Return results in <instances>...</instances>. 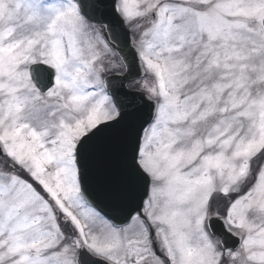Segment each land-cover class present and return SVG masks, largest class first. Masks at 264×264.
<instances>
[{"label": "snow or ice", "instance_id": "snow-or-ice-1", "mask_svg": "<svg viewBox=\"0 0 264 264\" xmlns=\"http://www.w3.org/2000/svg\"><path fill=\"white\" fill-rule=\"evenodd\" d=\"M0 264H264V0H0Z\"/></svg>", "mask_w": 264, "mask_h": 264}]
</instances>
